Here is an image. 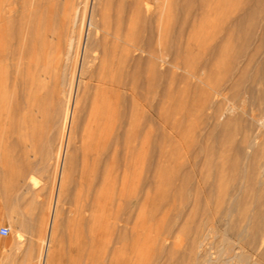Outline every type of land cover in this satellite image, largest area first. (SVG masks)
I'll return each mask as SVG.
<instances>
[{"label": "rangeland", "instance_id": "374dc122", "mask_svg": "<svg viewBox=\"0 0 264 264\" xmlns=\"http://www.w3.org/2000/svg\"><path fill=\"white\" fill-rule=\"evenodd\" d=\"M240 1L207 0L202 4L200 0H0V228L11 229L10 235H0V264L41 263L48 231L45 218L56 194L62 167L60 156L67 142V113L74 102L75 122L67 148L70 159L65 168L66 186L54 228L51 261L54 264H184L190 261V256L200 257L201 251L193 242L196 234L192 236L188 228L192 223L184 225L195 203L193 192L175 191L172 177L175 169L180 179L192 172L195 182L214 173L206 161H222L218 142L223 131L220 132L202 105V96L209 88L208 79L203 83L204 75L199 76L204 79L202 82L189 76L187 71L199 66L212 35L225 28L224 20L236 13ZM200 9H208L210 13L200 15ZM92 10L95 25L90 26ZM88 30L94 49L84 57ZM257 32L260 33L259 28ZM150 42L157 50L170 47L167 59L176 57L181 68L164 64L155 69L146 53L135 52L137 56L143 54L139 86L136 90L131 79L121 77L131 87L128 84L121 89L122 94L110 93V98L105 93L104 100L111 101L113 108L114 127L108 133L111 140L100 144L93 155L94 146L85 134V127L94 103H101L103 99L97 79L103 76L105 67L109 70V63L118 61L119 53L128 52L134 45L147 47ZM105 49L107 61L103 60ZM131 62L126 61V70L133 65ZM103 63L107 65L102 67ZM115 66L113 72H116ZM24 84L30 90L23 88ZM39 90L41 96L35 108L30 107L34 96L30 97L31 93L40 95ZM48 100L54 102V107ZM30 112L37 115H33L34 120ZM126 114H130L127 119ZM129 117L141 125L136 126V122L130 127ZM24 118H30L32 124ZM222 119L221 122L225 121V117ZM118 134L122 138L119 145L116 144ZM239 134L236 140L241 138ZM201 147L208 150L205 152ZM224 149L225 155L234 154L230 145ZM103 182L108 192L107 211L101 221L94 222L90 218L94 211L96 217L102 213L93 206ZM184 193L191 198V204L181 199ZM177 212L182 216L175 223L173 218ZM200 220L197 218L194 224ZM213 236L205 243L215 242L217 238Z\"/></svg>", "mask_w": 264, "mask_h": 264}, {"label": "bare ground", "instance_id": "6f19581e", "mask_svg": "<svg viewBox=\"0 0 264 264\" xmlns=\"http://www.w3.org/2000/svg\"><path fill=\"white\" fill-rule=\"evenodd\" d=\"M206 1L207 0H200V3L203 4V2H206ZM219 4L220 3L218 2V6L220 7ZM48 7H49V5H48ZM61 7H63V6H61ZM46 9H47V7H46ZM93 13H94V10L91 11V14L89 16L90 17V23H89L90 26L94 24L92 21L93 20L92 18L94 16ZM209 13H210V10H208V9H206V10L200 9V12L198 14L204 16V15H207ZM224 22H225V28L216 32V34L212 35V37H211L212 40H211L210 46H208L207 48H205L203 50V51H205L206 55H205V58H203V60L200 62L199 66L198 67L193 66L192 69L188 66L191 70L187 71L189 76L196 77V79L198 78L201 81H202L201 78H203V77L200 75H204V77H206V79H205V82H203L204 81V79H203V81H202L203 83H206V81L208 79L207 85L209 87L208 88L209 91L206 90L207 93L205 91L206 94H204L202 96L204 98L203 99L204 102L202 100V102H203L202 105H203V108L206 109V111H208V113H210V117L215 120L216 126L219 128L220 132L223 131L220 133V140L218 142V145L220 144L219 146H221V150H222V152H220V155L223 157H222L221 162H217V161L213 162L214 160L210 161V160H208V159H210V157H208L209 156L208 153L207 154L205 153L208 150V147H201L203 149V151H205L204 154H206V157L208 158L207 159L208 161H206V163L209 166V168L211 170H213L214 173L210 174L211 173L210 172L209 177H203L202 176L196 182H195V180H192V178H191L192 172L188 173L186 175V178L184 176V179H180L178 176L179 173L176 171L177 169H175L174 176L173 175L170 176V177L173 176L172 177L173 178L172 179V181H173L172 187H174L175 191L178 189V191L185 190L186 192L187 191H190L191 193L193 192V194H192V196H194L193 201H195L194 206L192 208H190L191 210L189 211L190 212L189 217L185 218L184 225L188 226L189 223H192V225H190L188 228L191 231V233L193 234L192 236H194L196 234L195 235L196 237L194 236L193 242L196 244L197 249H200L199 251H201L200 252L201 255L199 253L196 255L197 256L200 255V257H193V256L191 257L189 255L190 257H188V258L190 259V261L188 263H184V264H264V251L263 252L261 251L262 248H264V0H241L238 7H237L236 13L234 15L227 16V18H226V20H224ZM66 23H67V21H66ZM52 25H54V24H52ZM95 27L98 28V25ZM258 28L260 29V33H258L259 31L257 32ZM53 31H54V29H53ZM90 37H91V35L89 34V30H88V32L85 36V43H84V48H83L84 57H85V55H88V53L91 52V50L94 49V48H92L93 43H92V41H91L92 39ZM42 38L44 39V37H42ZM47 44L44 47H47ZM140 45H137V46L134 45L133 49L128 50V52L122 51L121 53H119L120 56L118 58V61H116L117 64L113 63V62H115V60L109 64L107 62V64L109 65V70H108V68H107V71L105 70V68H106L105 66L107 65L106 63H103L104 65H102V67H105L104 68L105 71L102 70V73H104V74L101 73L103 76H101L100 78L98 77L99 79H97V80L100 82V84H98V87L102 90L101 96H103V99L101 100L102 101L101 103H99L98 101L94 103L93 108H92L93 111L90 115V118L88 121L89 123L87 125V129L85 127V134L88 136V138H90V140H91L90 142L94 146L92 148V154L93 155L97 153L96 149L98 148V146L100 147V144L107 143L108 141L111 140V137L108 136V133L114 127L113 123H111V117H112L111 112H112L113 108L111 107L112 106L111 101L106 102L107 100H104L105 95L107 93H108V95L110 93H112V94L116 93L118 95L119 92L121 91V89H125L126 87H128L129 83L127 84V82L125 80L121 79V77L131 79L132 84H135V87L133 85H132V87L136 88V90H137L136 86H139V75L141 73L140 66L142 63V55L143 54H141L140 56H137V55H135L136 54L135 52L138 51L140 53H143V52L146 53V56H147L146 58L150 61V63H152V65L155 69L157 68V66L162 67L164 64H168L171 67L177 68V69L181 68V64H179V62H177L176 57L173 59H170V60L167 59L169 57L170 47H165L164 50H162V49L157 50L152 46L151 42L147 44V47H143ZM175 48H177V46ZM189 48H190V46H189ZM107 51L108 50L105 49L104 55H103L104 56L103 60H106ZM112 51H114V50H112ZM118 52L116 50V53H118ZM19 53L20 52H18V54ZM109 53L110 52H108V55H109ZM114 53H115V51H114ZM175 53L177 56V49L175 50ZM190 53H191V51H190ZM14 54H16V52ZM18 54H16V55L18 56ZM20 56H21V53H20ZM40 57H41V55L39 56V60H40ZM42 58L44 59L45 57H42ZM31 60H33V59H31ZM127 60H129V62L132 61L131 63H133V65L129 64V66L131 65V67L128 70H126L127 68L125 65ZM43 62L44 61H42V64H43ZM56 62L58 63V61H56ZM37 63H38V61H37ZM32 64L35 65V62ZM39 64L42 66L41 63H39ZM223 64L225 65L224 66L225 68L221 69L220 65H223ZM114 65H116L115 66L116 72L112 71ZM226 65H227V67H226ZM21 67L23 68V66H21ZM35 67L37 69L40 68V67H38V64ZM82 67L83 66H81V68H80V72L82 71ZM102 67H101V69H102ZM188 67H187V69H188ZM191 67H192V65H191ZM221 67H223V66H221ZM52 68H54V67H52ZM101 69H100V71H101ZM151 69L153 70L152 67H151ZM187 69H184V71L186 72ZM45 70H46V67H45ZM46 72H49V71H46ZM101 74H99V76ZM117 75H119L120 79H117ZM185 77H187V76H185ZM18 78H20V77H18ZM30 78H32V77L30 76ZM14 79H17V78H14ZM190 79H188V80H190ZM28 80H29V78H28ZM32 80H33V78H32ZM42 80H39L40 84H41ZM25 81H26V79H24V82ZM31 81H29V82H31ZM34 81H36V79ZM47 83H46V85L49 86L48 85L49 83L48 84ZM27 84H28V82H27ZM40 84H38L37 86H39ZM26 85L24 84L23 88L24 87L27 88ZM129 86H130V84H129ZM28 89L29 88H27V90ZM46 89H49V88H46ZM130 90H131V88H130ZM24 91H26V89H24ZM39 91H40V95H39V92H35V93L32 92L33 94L31 93L30 97H32L33 95L34 96H33V98H31L33 103L32 102L30 103V107L35 108V105H36L35 103H37L38 96L39 97L41 96V90H39ZM42 91H43V89H42ZM53 91L54 90L51 91V94L53 93ZM26 92H25V94H26ZM92 94H93V92H92ZM50 95H48V97ZM23 96H24V94H23ZM52 96H53V94H52ZM119 96H121V95H119ZM108 97L110 98L111 94ZM27 98H28V96H27ZM52 98L50 97L49 99H52ZM52 100H54V99H52ZM48 101H50L51 104L54 103L51 100H48ZM124 102H127V101H124ZM46 103H49V102L46 101ZM28 105H29V103H28ZM28 105L26 104V106L29 108ZM46 106H47V104H46ZM51 106H53V104ZM43 108H44V106H43ZM75 108H76V105L74 102L72 108L70 110H68V113H67V118L69 119V123L67 122L68 128L66 130L67 131L66 132L67 142L65 145V150H64L62 156H60L62 158L61 159L62 160V165H61L62 167H60L61 170H60L59 177H58L56 194H55V197L53 198L54 201L52 203L50 213L47 212V214H46L47 217L45 218L46 225L48 226V231L46 233L47 234L46 239L44 240L43 253L41 256L42 260H41L40 264H51V262H52L51 260L53 258L54 228L57 224V220L59 219V214L61 211L60 206H62V204L60 205V202H61L62 196L64 194L65 186H66V173H65L66 170H65V168H66V165L68 164L69 159H70L68 157L69 155H67V148L69 145L68 139L70 137L71 130L73 129V125L75 122V120H74L75 113H76ZM124 108H126V107L123 106V109ZM29 109H31V108H29ZM115 110H116V108L114 109V111ZM43 111H44V109H43ZM34 112H35V110H34ZM132 112H134V110ZM30 113H31L30 118L32 119L34 114L32 112H30ZM36 114H38V113H36ZM42 114H43V112H42ZM121 114H122V112H121ZM130 114H132V113L130 112ZM130 114H126V117L125 116L124 117L127 119L128 118L127 116H129ZM26 115L27 114H25V116ZM123 115L124 114H122V116ZM34 116H37V115H34ZM41 117H43V116L41 115ZM224 117H225V121L221 122L223 120L222 118H224ZM30 118H24V119H25V121H27V119H28V122L32 124V122L29 121ZM34 118H36V117H33L32 120H34ZM121 118H123V117H121ZM121 118H119V119H121ZM123 119H121V120H123ZM136 122H137V120L135 121L134 118L129 117L128 123L130 124V127L134 126L133 124H135ZM137 124L141 125V122H137L136 126H138ZM119 126L118 127L120 129L123 128L122 123ZM238 133L241 134V138L239 140H236V135L238 136ZM127 134H129V133H127ZM120 137H121V135L119 136V134H118L117 139H116L117 145H119V142L121 141L120 139H122ZM226 145H230L232 147V150H234V154H232L231 156H227L224 153L225 152L224 148L226 147ZM217 151H218V148H217ZM118 152H119V150H118ZM115 155H116V153H115ZM99 156H100V154H99ZM216 156H218V155H216ZM225 156H227V157L225 158ZM196 159H198V158H196ZM200 159H201V157H200ZM188 171H191V169ZM203 174H205V173L203 172ZM117 175H119V173ZM103 177H104V175H103ZM128 178H130V177H128ZM126 180L123 179V182ZM126 182H128V181H126ZM143 182H145V181H143ZM100 183H101V181H100ZM103 183H104V185L101 188L99 187V191L97 193L96 201H95L94 206H93L94 208L97 206L98 209L97 210L95 209V210L96 211L101 210L102 213H101V215H98V217H96L94 208L92 209L94 211V213L91 211L93 214L91 213L92 215L90 216V218H92V220L94 222L95 221H101V219H103L104 215H105L104 211H107L106 206L108 203V196H107L108 192H107V188L105 185L106 183L105 182H103ZM130 183H131V180H130ZM107 184H108V182H107ZM123 185H125V183ZM145 188H144V190H145ZM180 192L182 193V191H180ZM190 192H189V194H191ZM200 193H202L201 195L204 194L203 198H201ZM123 194L125 195L124 192H123ZM182 196H183V198H181V199L184 201V203L185 202L189 203L191 198L188 199V197L185 196V193H184V195H181V197ZM176 199H178V198L176 197L174 200H176ZM174 202H177V201H174ZM189 204H191V203H189ZM186 205H188V204H186ZM27 206H29V205H27ZM129 215H131V214H129ZM134 215H136V214H134ZM181 216H182V214L177 212L173 218L174 222L176 223L178 221V219H181ZM183 216H185V215H183ZM117 217H119V216H117ZM199 217L201 218L200 223L197 224L195 222V224H194V221ZM32 218L33 217H31V219ZM87 220H89V219H87ZM87 220H86V222H87ZM120 220H121V217H120ZM120 220H118V221H120ZM136 220H137V218H136ZM37 224H38V222H37ZM208 224H213V225L209 227ZM115 225H117V223ZM131 225H132V223H131ZM99 231H98V233H99ZM190 231H188V233H190ZM102 232L103 231L101 230V233H99V234H102ZM94 234L96 235L97 232L94 231ZM212 234L214 235L213 237L217 238L216 241L219 240L218 243L215 244V242H216L215 240H214L215 242H213V240H212V242L209 241V243H205V242H207V240H209V238ZM131 241H132V239H131ZM131 241H130V243H131ZM191 248H190V252H192ZM163 252H164V250H163ZM195 253L196 252L194 251V254ZM191 255H193V253ZM147 258L148 257H146V259ZM152 260H156V259L154 258ZM154 262H157V260ZM179 262H180V260H179Z\"/></svg>", "mask_w": 264, "mask_h": 264}, {"label": "built area", "instance_id": "2783aa9c", "mask_svg": "<svg viewBox=\"0 0 264 264\" xmlns=\"http://www.w3.org/2000/svg\"><path fill=\"white\" fill-rule=\"evenodd\" d=\"M10 233H11V229L9 227L4 226V227L0 228V235L1 236H8V235H10Z\"/></svg>", "mask_w": 264, "mask_h": 264}]
</instances>
